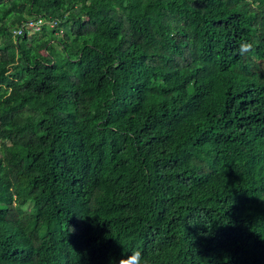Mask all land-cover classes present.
Here are the masks:
<instances>
[{"label": "trees", "instance_id": "trees-1", "mask_svg": "<svg viewBox=\"0 0 264 264\" xmlns=\"http://www.w3.org/2000/svg\"><path fill=\"white\" fill-rule=\"evenodd\" d=\"M133 250L264 264V0H0V264Z\"/></svg>", "mask_w": 264, "mask_h": 264}, {"label": "built area", "instance_id": "built-area-1", "mask_svg": "<svg viewBox=\"0 0 264 264\" xmlns=\"http://www.w3.org/2000/svg\"><path fill=\"white\" fill-rule=\"evenodd\" d=\"M44 25H49L50 27H58V22L57 19L53 17H44L41 15L29 17L23 19L20 24L13 29V34H33L39 32ZM58 31L61 32L62 29L58 28Z\"/></svg>", "mask_w": 264, "mask_h": 264}, {"label": "clouds", "instance_id": "clouds-1", "mask_svg": "<svg viewBox=\"0 0 264 264\" xmlns=\"http://www.w3.org/2000/svg\"><path fill=\"white\" fill-rule=\"evenodd\" d=\"M118 264H148V260L138 250H133L130 253L124 251Z\"/></svg>", "mask_w": 264, "mask_h": 264}]
</instances>
